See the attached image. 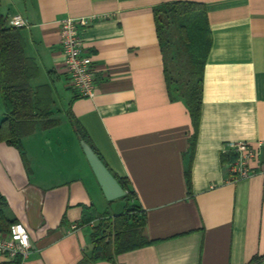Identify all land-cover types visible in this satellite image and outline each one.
Here are the masks:
<instances>
[{"label": "crops", "instance_id": "1", "mask_svg": "<svg viewBox=\"0 0 264 264\" xmlns=\"http://www.w3.org/2000/svg\"><path fill=\"white\" fill-rule=\"evenodd\" d=\"M174 1L0 0L8 22L28 20L25 53L39 68L31 86H50L58 119L49 128L37 121L21 149L0 142V192L31 237L20 264H264V0H184L205 5L212 35L195 141L157 34L154 9ZM65 17L90 18L80 35L97 73L93 96L69 86ZM4 114L0 96V121ZM70 115L134 191L149 244L91 260L95 227L126 202L106 198ZM232 142L261 143L248 177L231 178ZM14 261L0 254V264Z\"/></svg>", "mask_w": 264, "mask_h": 264}, {"label": "trees", "instance_id": "2", "mask_svg": "<svg viewBox=\"0 0 264 264\" xmlns=\"http://www.w3.org/2000/svg\"><path fill=\"white\" fill-rule=\"evenodd\" d=\"M154 14L170 94L186 102L195 129V141L203 101L204 69L212 44L207 11L203 3L179 0L156 7ZM172 25L176 28L185 55L186 71L181 79L174 78L166 58ZM38 75V65L25 53L21 28L13 26L8 22V17L0 12V96L5 108L4 117L0 121V142L21 149L22 138L34 132L37 121L44 128L58 124V119L52 117L50 86H31L32 79ZM71 118L77 135L86 140L98 154L84 128L74 116ZM224 156L227 163L236 158L233 153H224ZM113 175L126 191L122 197L126 206L122 213L113 216L111 220L101 221L95 227L92 234V261L113 260L119 253L151 242L145 234L146 218L135 203L134 191L130 189L127 180ZM16 221L9 213L7 199L0 192V232H7ZM13 264H20V260L16 259Z\"/></svg>", "mask_w": 264, "mask_h": 264}, {"label": "built area", "instance_id": "3", "mask_svg": "<svg viewBox=\"0 0 264 264\" xmlns=\"http://www.w3.org/2000/svg\"><path fill=\"white\" fill-rule=\"evenodd\" d=\"M89 17H65L60 20V45L64 55V66L68 74L69 86L79 96H93L96 89V69L88 54L80 28L90 24ZM11 24L22 28L28 20L22 14L11 16ZM261 143H258L260 147ZM258 147L247 142H232L224 148V153H233L236 158L229 162L232 180L251 175L250 161L258 155ZM31 237L26 226L19 221L11 224L7 232H0V254L10 261L18 257L25 259L31 251Z\"/></svg>", "mask_w": 264, "mask_h": 264}, {"label": "water", "instance_id": "4", "mask_svg": "<svg viewBox=\"0 0 264 264\" xmlns=\"http://www.w3.org/2000/svg\"><path fill=\"white\" fill-rule=\"evenodd\" d=\"M80 143L106 198L108 200H115L125 196L126 191L92 146L84 139H80Z\"/></svg>", "mask_w": 264, "mask_h": 264}, {"label": "rangeland", "instance_id": "5", "mask_svg": "<svg viewBox=\"0 0 264 264\" xmlns=\"http://www.w3.org/2000/svg\"><path fill=\"white\" fill-rule=\"evenodd\" d=\"M169 34L170 45L166 49L167 63L169 69L174 75V78L181 79L183 76H185L186 62L185 55L183 54L182 44L178 39L174 25L171 26Z\"/></svg>", "mask_w": 264, "mask_h": 264}]
</instances>
